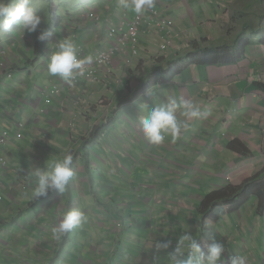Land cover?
<instances>
[{
  "label": "crops",
  "instance_id": "0c3cea01",
  "mask_svg": "<svg viewBox=\"0 0 264 264\" xmlns=\"http://www.w3.org/2000/svg\"><path fill=\"white\" fill-rule=\"evenodd\" d=\"M82 5L64 18L54 10L53 15L43 11L39 29L49 35L41 53L39 32L28 34L17 25L13 29L20 31L18 36L0 32V135L8 134L0 153L10 162L0 202L3 264H15L18 256L32 264L30 231L38 234L41 228L45 242L32 251L45 257L63 248L66 260L79 259L67 250L73 242L91 259L80 264H129L117 259L120 252L134 264H149L157 241L171 240L175 247L185 231L199 243L204 236L209 243L213 238L223 243L225 260L239 254L247 257V264H264V200L262 207L252 189L248 201L234 209L246 180L264 169V91L256 86L264 84V45L259 43L264 36L236 39V22L224 27V17L236 16V0H161L157 7L193 45L217 50L250 39L243 59L232 65H184L182 59L193 47L186 48L178 38L162 53L163 39L144 28L140 57L118 56L111 73L101 74L98 83H67L47 74L52 46L71 38L84 47L85 56L94 58L112 46L110 27L129 16L123 7H113L114 0ZM88 10L99 13L100 20H83ZM174 61L181 68L170 72V62L172 68L178 65ZM163 68L157 82L149 79ZM169 95L198 102L206 115L193 120L177 140L166 137L152 145L139 129L140 105L151 109ZM18 129L22 137L15 138ZM69 152L75 175L65 192L49 191L33 200V168L44 169L47 160ZM211 194L216 201H209ZM75 208L85 212L87 223L55 239L52 228L65 211ZM117 221L125 222L121 234L112 229ZM127 230L137 236L134 244L124 238ZM200 244L203 248L207 243ZM153 264H169L167 255L162 251Z\"/></svg>",
  "mask_w": 264,
  "mask_h": 264
},
{
  "label": "clouds",
  "instance_id": "9594fccd",
  "mask_svg": "<svg viewBox=\"0 0 264 264\" xmlns=\"http://www.w3.org/2000/svg\"><path fill=\"white\" fill-rule=\"evenodd\" d=\"M120 3L124 9L131 10L137 15L155 6V0H120ZM41 22L34 0H0V32H9L13 25H17L28 34L39 32L37 39L44 41L49 33L39 29ZM92 62L91 56H80L79 49L71 38H63L52 46L47 57L46 71L51 77H58L64 82L71 83L78 75H83L86 65ZM148 94L152 95L151 92ZM140 106L143 114L138 116L139 129L143 137L152 145L164 143L166 137H170L173 141L177 140L182 132L190 128L193 120L206 115L202 114L198 102L178 99L171 95L166 97V101L156 102L151 109L147 104ZM0 155L8 161V167L2 174L4 183L3 176L9 169L10 162L6 156L1 153ZM30 175L34 181L33 200L47 196L49 191L63 194L75 175L73 155L69 152L63 158L47 160L44 169L34 167ZM87 219L85 212L78 208L67 210L59 223L52 228V235L55 239H60L73 229L82 227L87 223ZM170 247H172L171 240L157 241L154 244L153 260L149 264H153L156 256L162 251L167 255L169 264H247V257L239 254L225 260L223 258L225 246L215 238L202 248L198 239L188 231L178 238L171 251H167Z\"/></svg>",
  "mask_w": 264,
  "mask_h": 264
},
{
  "label": "built area",
  "instance_id": "2783aa9c",
  "mask_svg": "<svg viewBox=\"0 0 264 264\" xmlns=\"http://www.w3.org/2000/svg\"><path fill=\"white\" fill-rule=\"evenodd\" d=\"M159 2L161 0H155V6L143 14H136L133 17L126 16L122 24L111 26L108 31V37L113 40L112 46L106 50L97 52L93 58V62L90 65H86L85 73L78 75L71 83H80L82 80L98 83L102 81L101 74L111 73L118 56L130 55L133 58L140 57L142 51L140 37L144 28H147V33L154 34L163 39L159 45L162 53H167L172 48L174 41L178 38L184 39L186 48H191L193 46L192 40L190 38H184L175 32L173 22L157 7ZM85 15L90 20L92 19L96 22L101 18L99 13L90 10ZM76 46L79 49L80 56L85 57L86 52L84 47L81 44H77ZM116 83H120V81L116 80ZM43 92L48 96L46 94L48 92L47 88L43 89ZM54 92L61 94V90L57 88ZM20 130H17L15 138L22 137ZM7 140V133L0 135V144L6 143ZM7 167V159L0 155V202H3L5 199L2 174ZM116 226L120 227V224L118 223Z\"/></svg>",
  "mask_w": 264,
  "mask_h": 264
},
{
  "label": "rangeland",
  "instance_id": "374dc122",
  "mask_svg": "<svg viewBox=\"0 0 264 264\" xmlns=\"http://www.w3.org/2000/svg\"><path fill=\"white\" fill-rule=\"evenodd\" d=\"M91 1L92 0H34V6L38 9V14L40 16L43 14L44 10H46V12L48 13L50 10L51 15L57 12L60 14V16L64 18L65 15L68 16L69 12L80 10V7L83 6L82 4L91 5ZM114 1H115V6L113 7H117L118 5L119 9L122 8V6L117 3L119 0H114ZM108 4L110 5V2H108ZM53 10L54 13L52 12ZM127 12L129 16H134L135 14L131 10H128ZM85 14L86 13H84V16L82 18L83 20L87 19V15ZM224 20H225L224 27L226 26L227 28H231L233 26L234 23H232L231 21L236 22V39L239 36L245 37L246 35H249L251 39H254L255 37H257V35L263 37L264 36V22H263L264 1L236 0V16L231 13L230 16L224 17ZM11 33L17 36L21 34L20 31L15 30L13 28L11 30ZM229 42H231V40H229ZM14 112H16V110H14ZM113 127L115 129L120 128L119 124H114ZM93 161H95V164L99 168L100 163L98 162V160L93 159ZM111 169L112 168L110 167V170ZM93 170L97 172V168H94ZM118 223L120 224V227L116 226ZM122 223L120 221L114 222L112 227L113 232H115L116 234L123 233L126 227H125V222ZM30 232H31L30 235L34 236V242H32L33 247L28 249V251L33 255V259L30 261L32 264H80L83 262H91V259L88 258L86 255H84L85 253L84 249L81 248L75 249L74 246L75 247L77 246L75 245L76 243L73 242H72L73 245L71 247H68L67 250L69 252L75 253V255L79 257V259H76V257H74L75 260L73 258H69L68 260H66V258L62 255L63 248H57V249L55 248L54 255L49 256L48 253H46L45 257H42L38 255L35 249L33 251L32 249L35 248V246H38V243L45 242V240L43 239L45 234L44 230L41 228L38 234L35 232V229H31ZM128 232L129 230H127L126 233L124 234V238L128 239L131 244H134V242L137 240V236L133 233H128ZM23 235H25V233ZM84 244L85 242L83 241L81 246H83ZM16 252H20V251H16ZM145 252L146 250H143V253ZM117 259L127 262L129 264H134L129 260V258H127L126 254L122 252L118 254ZM5 262L6 259L4 257H1L0 264H3ZM15 264H25V262L24 260H20L18 256L16 258ZM117 264H121V263L117 261Z\"/></svg>",
  "mask_w": 264,
  "mask_h": 264
},
{
  "label": "trees",
  "instance_id": "16d2710c",
  "mask_svg": "<svg viewBox=\"0 0 264 264\" xmlns=\"http://www.w3.org/2000/svg\"><path fill=\"white\" fill-rule=\"evenodd\" d=\"M47 40L44 41H40V43L37 45V49L38 52L41 53L43 52V49H45L46 45H47ZM259 43H261L262 45H264V39L260 40ZM251 44V40L250 39H241V40H237L236 43L234 44V46L232 48L229 47H224L222 49H203L202 47H200L199 45L195 44L192 46L193 49L191 51H189L187 54H185L184 58L182 59V63L184 65H186L185 63H189L192 61L195 62H200L202 65L204 64H209L214 63V64H220V65H232V64H237L239 63L243 57L245 56V52L247 47ZM175 65L173 68L171 67L172 62L169 63L168 68H170V72H173L175 68H178V70L181 68L178 62H175ZM180 65V66H179ZM165 70H158V71H154L149 75V79H153L155 78L156 82V76L157 73L159 72H164ZM176 71V70H175ZM162 81V79H158V82ZM150 83V82H149ZM148 83V84H149ZM256 86L264 91V84H256ZM244 189L246 190H242L239 194H238V202H236V200L234 199L233 201H235V208L237 209L239 207H241V205H244L248 199H249V194L252 193V189L253 192L258 193L260 199H262V207H263V200H264V169L257 173L256 175L249 177L246 180V183L243 185ZM248 192V193H247ZM209 201H216V197L213 196V194L208 196ZM227 201H230V199H227ZM214 204V203H212ZM211 204V205H212ZM211 207V206H209ZM233 210V209H231ZM230 210V211H231ZM207 218H204V220H206ZM209 243V241L207 240V238L204 236L200 239V243Z\"/></svg>",
  "mask_w": 264,
  "mask_h": 264
}]
</instances>
